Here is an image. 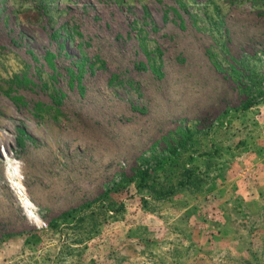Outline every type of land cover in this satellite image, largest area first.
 <instances>
[{"label":"rangeland","instance_id":"1","mask_svg":"<svg viewBox=\"0 0 264 264\" xmlns=\"http://www.w3.org/2000/svg\"><path fill=\"white\" fill-rule=\"evenodd\" d=\"M4 234L0 264H264V0H0Z\"/></svg>","mask_w":264,"mask_h":264},{"label":"trees","instance_id":"2","mask_svg":"<svg viewBox=\"0 0 264 264\" xmlns=\"http://www.w3.org/2000/svg\"><path fill=\"white\" fill-rule=\"evenodd\" d=\"M53 55L51 53H48L45 57V60L47 62V64L53 68L54 67V64H53ZM77 78V77H76ZM14 101L17 100V98H12ZM251 107V102H247L245 105H243V109H248ZM18 135L23 137L24 136V132L21 130V129H18ZM180 140H178L177 143H175V145H168L167 149H168V153L170 155H176V151L178 149H183L184 148V145L185 143L187 142V140H190L191 139V132L189 130H184L182 131V133L180 134ZM20 143H21V140L19 139ZM150 177V170L148 167L144 168V167H141L140 169L137 170V180H138V185H140V187H144L143 185H146L147 184V180L149 179ZM16 234H4L2 235L1 239H0V242L4 239H7V238H10L12 236H14Z\"/></svg>","mask_w":264,"mask_h":264}]
</instances>
